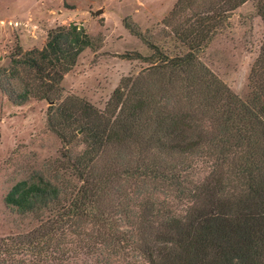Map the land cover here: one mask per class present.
<instances>
[{"label": "rangeland", "instance_id": "1", "mask_svg": "<svg viewBox=\"0 0 264 264\" xmlns=\"http://www.w3.org/2000/svg\"><path fill=\"white\" fill-rule=\"evenodd\" d=\"M256 1L236 9L213 40L195 53L204 73L242 102L249 99L250 70L264 37ZM176 2L0 0V85L12 84L13 97L21 91L8 80L17 52L41 50L50 30L71 23L82 27L92 42L63 75L52 100L31 97L17 104L0 89V240L14 241L7 254L0 249V264H147L143 245H153L146 243L165 221L183 218L197 206V186L220 160L209 135H217L211 117L218 111L214 105L210 112L198 113L203 97L196 85L179 79L183 75L157 76L164 57L188 52L165 25ZM135 86L145 94L146 106L141 131L129 143L94 150L85 134L75 132L73 121L55 114L60 105L78 107L80 101L107 111L116 89L126 95ZM115 105L112 116L121 107ZM176 115L190 127L180 147L157 123L160 117ZM49 119L57 122L54 127ZM54 129L64 133V141ZM239 156L238 151L226 154V165L214 172L234 182L227 185L234 195L242 188L227 167ZM156 170L177 181L154 178ZM23 182L49 184L57 197L28 212L7 206V194ZM73 208L77 215L70 212Z\"/></svg>", "mask_w": 264, "mask_h": 264}, {"label": "trees", "instance_id": "2", "mask_svg": "<svg viewBox=\"0 0 264 264\" xmlns=\"http://www.w3.org/2000/svg\"><path fill=\"white\" fill-rule=\"evenodd\" d=\"M248 1L177 0L166 19L165 25L188 52L183 57H164L157 76L179 74L183 75L179 78L181 81L196 85L197 94L203 97L198 113L206 114L216 105L217 115L211 118L217 135L209 133L212 136L210 143L220 155L215 170L226 165V154L238 151L240 156L237 161L229 162L227 171L237 176L242 189L236 195L227 191L230 190L228 183L234 182H229L222 173L215 175L213 169L205 183L197 186V206L192 205L183 218L165 221L159 228L161 232L155 234L152 242L146 243L154 242L153 245H143L141 252L147 264H264V37L250 70V95L245 102L213 75L205 74L207 71L195 58V53L213 40L230 15ZM255 10L264 24V0L256 1ZM91 47V39L82 27L74 23L56 27L48 32L41 50L25 54L19 51L12 60L8 80L15 82L21 91L13 97L10 83L8 87L0 85V89L7 96L11 95L17 104L25 103L31 97L50 101L59 93L63 75L75 66L79 55ZM149 47L161 56L156 46ZM122 92L120 88L114 91L104 112L80 101L78 107L77 104L60 105L55 114L62 120L73 121L77 125L75 132L85 134L86 142L94 150L129 143L141 131L146 96L136 86L129 94ZM69 103L76 102L71 100ZM114 104L116 108L121 105L116 116L111 113ZM49 122L52 127L57 123L50 119ZM157 123L173 135L174 141L181 143L178 147L185 141L184 133L190 131L179 115L160 117ZM55 132L65 140L64 133ZM149 170L148 167L147 172ZM152 176L167 181L176 179H169L159 170ZM175 185L180 187L179 183ZM56 197L57 190L49 184L38 186L23 182L12 188L5 203L28 212L37 204L48 205ZM73 210L70 212L77 215L79 210ZM13 242L0 240V249L4 248L3 252L7 254Z\"/></svg>", "mask_w": 264, "mask_h": 264}]
</instances>
